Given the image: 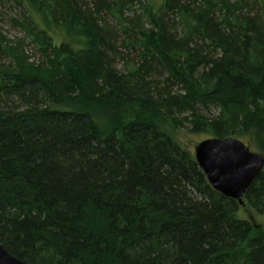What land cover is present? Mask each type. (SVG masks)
Segmentation results:
<instances>
[{
    "label": "trees",
    "instance_id": "1",
    "mask_svg": "<svg viewBox=\"0 0 264 264\" xmlns=\"http://www.w3.org/2000/svg\"><path fill=\"white\" fill-rule=\"evenodd\" d=\"M13 1L45 61L0 32V243L29 264H264V169L241 205L176 137L264 153V0Z\"/></svg>",
    "mask_w": 264,
    "mask_h": 264
},
{
    "label": "water",
    "instance_id": "2",
    "mask_svg": "<svg viewBox=\"0 0 264 264\" xmlns=\"http://www.w3.org/2000/svg\"><path fill=\"white\" fill-rule=\"evenodd\" d=\"M195 159L210 184L244 205L247 189L264 169V153L252 150L241 139L209 137L194 148ZM0 264H29L12 255L0 243Z\"/></svg>",
    "mask_w": 264,
    "mask_h": 264
},
{
    "label": "rangeland",
    "instance_id": "3",
    "mask_svg": "<svg viewBox=\"0 0 264 264\" xmlns=\"http://www.w3.org/2000/svg\"><path fill=\"white\" fill-rule=\"evenodd\" d=\"M21 9L14 3L13 0H0V32L3 36H5L7 39L11 41H15L18 39L24 40V51L26 55L29 57L30 62H42L45 61V59L42 57V55L39 53L37 48L31 43L30 39L26 36L24 30L20 26L18 22L15 20L18 17H21ZM102 15L104 20L109 23L111 26H115V22L109 14ZM116 31V30H115ZM53 37H54V43L56 45H60L62 41L65 39L66 34L64 32H61L57 29L53 30ZM119 35H117V38ZM120 38V37H119ZM125 53L128 55H132L127 49H124ZM0 62H9V58L6 55H3L0 53ZM117 65L121 68L124 66L123 60H118ZM159 72H155V76L158 82L159 80L161 82L165 81L166 73H161L160 69ZM173 91H179L182 89L181 85L173 84L171 86ZM182 91V90H181ZM203 113L208 117L216 116L219 109L215 106L210 107L209 109H201ZM186 126H190V123H186ZM188 127H185L184 129H181L177 134L176 137L180 142L186 146L193 154H194V148L195 146L202 141L203 139H206L208 135L206 133H200V132H191ZM209 138V137H208ZM252 150L259 151L257 148L252 147ZM239 216L241 218H247L250 219V212L246 210V208L242 207L239 211ZM256 221L258 223L264 224V217L263 216H257Z\"/></svg>",
    "mask_w": 264,
    "mask_h": 264
}]
</instances>
